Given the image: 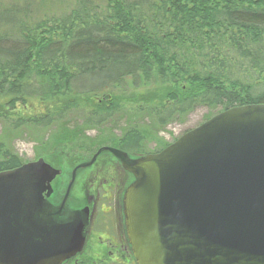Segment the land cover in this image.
I'll use <instances>...</instances> for the list:
<instances>
[{
    "label": "trees",
    "instance_id": "16d2710c",
    "mask_svg": "<svg viewBox=\"0 0 264 264\" xmlns=\"http://www.w3.org/2000/svg\"><path fill=\"white\" fill-rule=\"evenodd\" d=\"M19 3L0 7V120L11 130L56 127L53 143L66 146L47 145L43 157L63 163L68 148L84 149L74 142L85 132L65 120L71 112L102 124L126 103L160 127L197 106L264 103V0H78L44 17ZM145 128L125 130L114 146L140 155ZM22 163L0 141V171Z\"/></svg>",
    "mask_w": 264,
    "mask_h": 264
},
{
    "label": "water",
    "instance_id": "95a60500",
    "mask_svg": "<svg viewBox=\"0 0 264 264\" xmlns=\"http://www.w3.org/2000/svg\"><path fill=\"white\" fill-rule=\"evenodd\" d=\"M102 151L132 176L123 214L135 264H264V103L224 109L156 153L100 147L55 206V156L0 171V264H63L82 252L88 207L67 198L76 170Z\"/></svg>",
    "mask_w": 264,
    "mask_h": 264
},
{
    "label": "rangeland",
    "instance_id": "374dc122",
    "mask_svg": "<svg viewBox=\"0 0 264 264\" xmlns=\"http://www.w3.org/2000/svg\"><path fill=\"white\" fill-rule=\"evenodd\" d=\"M14 0H0V7L4 5H8ZM20 3L19 5L26 6L28 8L29 15L32 17H44L50 15H60L63 12H69L71 7L74 5L75 1L78 0H18ZM95 4H102L104 0H91ZM4 16L0 17V21H2ZM6 27L2 22H0V30H5ZM98 78L96 83H99ZM136 99H139L141 96L140 92L133 93ZM143 103H135L133 104V108L136 106H140ZM135 111L126 110V103L125 106L123 105V109L120 111L115 112L110 118L107 119L106 122L102 124H95L94 122H87L86 121V113L81 111L71 112L68 113L65 117L66 122L70 127H79L85 133L84 135L87 139H83L84 136L80 134L78 136L77 142L74 144H83L84 149H76L74 150L67 149L69 153L64 155L63 152V163L61 159L55 158L53 161L47 159L46 161L55 168H62V165L68 163L67 161H73L76 166L89 162L91 160L90 157L94 155L100 147H113V141L115 139H119L124 131L130 128H139L141 129L145 124H147L145 139L141 143V147L143 151L140 152V155L132 156L131 157H139L151 153H156L160 151V143H170L174 141L176 138L184 134L186 131L197 127L202 122H204L206 117L210 114H215L217 111H210L208 108L204 106H197L191 109L189 112L184 114H175L171 115L167 118V122L165 125H161L157 127L155 120L152 119L146 112H141L136 107ZM213 114V115H214ZM212 115V116H213ZM11 124L5 121L0 120V141L7 146L11 152L18 155L23 163L34 161L41 155L48 153V149H50L47 145H52L53 139L56 137V132L58 129L56 127H45V128H38V127H22L17 130L10 129ZM151 127V128H150ZM150 128V129H149ZM88 140L92 142V145L89 146ZM56 140L53 143L55 149H63L64 146H58ZM55 149L53 151H55ZM66 149V148H65ZM90 149V150H89ZM144 152V153H143ZM76 153H83L86 155L87 158L77 160L73 158L72 154ZM90 156V157H89ZM89 159V160H88ZM63 166V167H65ZM71 166L66 167L64 170L66 173H69ZM80 169V168H78ZM100 219V225L97 227L96 232L98 231H105L109 236H115V231L111 224L112 217L105 215L102 217L98 215ZM103 221V222H102ZM104 239V236H103ZM99 242V239H98ZM101 245L106 246L109 248V245L105 243H101ZM114 251V249H113ZM103 257V260L94 259V257H90L88 254L83 256V258L77 262V264H135L132 262V257L126 250V259L124 256L115 254L107 255L103 253L100 255Z\"/></svg>",
    "mask_w": 264,
    "mask_h": 264
},
{
    "label": "flooded vegetation",
    "instance_id": "af4514ba",
    "mask_svg": "<svg viewBox=\"0 0 264 264\" xmlns=\"http://www.w3.org/2000/svg\"><path fill=\"white\" fill-rule=\"evenodd\" d=\"M67 162L66 166L63 165L65 167L61 168L59 176L52 182L53 191L48 201L54 206L63 198L67 185L72 179V171L77 164L70 160ZM68 166H71V169L69 173H66L64 169ZM130 181V174L109 151H102L90 165L76 170L67 205L71 209L78 210L88 207L90 217L86 226L84 249L65 264H77L87 254L98 261L103 260L100 256L103 253L121 255L126 259V250H128L131 255L123 216V196ZM98 215L112 217L111 224L115 236H109L105 231L96 232L100 225ZM105 242L109 248L101 245Z\"/></svg>",
    "mask_w": 264,
    "mask_h": 264
}]
</instances>
